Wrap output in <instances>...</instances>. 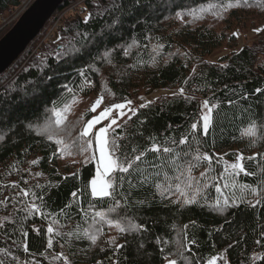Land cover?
<instances>
[{
	"label": "trees",
	"instance_id": "trees-1",
	"mask_svg": "<svg viewBox=\"0 0 264 264\" xmlns=\"http://www.w3.org/2000/svg\"><path fill=\"white\" fill-rule=\"evenodd\" d=\"M17 5L0 0V17ZM81 10L59 22L56 38L44 41L37 56L27 60L43 29L0 73V264H207L217 256L215 264H264V28L241 48L209 60L225 44L236 48L233 29L264 26V0H87ZM81 76L99 81L107 107L156 89L180 91L144 107L132 102L135 115L130 111L110 129L121 159L134 155V147L149 148L153 137L161 149H173L146 152L141 171L113 173L111 197L93 199L88 187L96 174L94 143L81 155L77 137L94 113L73 91ZM205 101L212 108L207 134ZM65 104L71 111L56 128L52 110ZM50 122L54 139L72 145L68 152L41 134ZM252 124L250 137L244 133ZM182 137L186 144H179ZM197 153L209 155L211 166L201 161L193 169L201 187L196 202L184 205L174 177ZM240 154L249 175L239 178L256 189L252 203H233L216 190L224 160ZM157 184H171L172 191L160 195ZM96 212L136 228L121 233ZM93 234L95 244L88 239ZM116 245L123 247L115 251Z\"/></svg>",
	"mask_w": 264,
	"mask_h": 264
},
{
	"label": "snow or ice",
	"instance_id": "snow-or-ice-1",
	"mask_svg": "<svg viewBox=\"0 0 264 264\" xmlns=\"http://www.w3.org/2000/svg\"><path fill=\"white\" fill-rule=\"evenodd\" d=\"M244 3L247 4L248 0H244ZM232 4L226 5V7L230 8L232 7ZM182 92V90H181ZM103 102V97H99L96 99V101L91 105L89 111L92 113H96L97 109L100 107V105ZM73 103H75V100H73ZM131 101H128V104H130ZM141 107H144V105H141ZM204 107L207 109L208 113L207 115H203L201 119L203 120V131L205 134H207L209 123H210V114L212 112V108L208 106L207 101L204 102ZM126 108V104L120 103L115 104L110 107H105L102 111L99 112L98 115H94L92 119H89L85 122L82 130L79 133V136L77 137V140L81 142L80 144V154L83 155L85 152H89L93 149V143L95 144V152L99 153V159L96 161V174L95 176L89 181L88 187L91 193V196L93 199L96 198H104V197H111L114 192V184L112 179V174L119 172L121 174H128L131 175L133 172L141 171L140 169V163L143 162V157L145 156L146 152H154L159 154L161 150L163 153H171L173 149L163 146L161 149V145L157 144L155 142V138H151L153 140V143L151 146L144 151H138L137 148L132 149V153L134 155L124 154L123 158L121 159L120 156L116 154V150L121 147L120 144L116 143L114 140L109 139V131L113 128L114 125L119 127L117 124V118H112L109 120V117L112 115L114 110L117 111L118 117H122L125 113L122 111ZM71 111V105L65 104V106L62 109H53L52 115L55 117L54 124L56 128H61L67 119V114ZM132 114L135 115V111L131 110ZM109 121L106 125L96 128L97 125H100L103 121ZM143 123V122H141ZM197 128V124H192V129L195 130ZM52 123L50 122L47 124L42 130L41 134H47L49 140H53V134H52ZM95 130V131H94ZM248 136H254L255 134V124L250 125L249 129H247L244 133ZM94 135V141L90 137ZM54 142L57 145H63L62 148L58 149L60 152H68L70 147L72 145H66L64 144V141L62 139H54ZM76 141H73V144H75ZM175 143V141H173ZM187 143V138L182 137L179 140V144L183 145ZM86 145V146H85ZM111 145V146H110ZM69 154H71L69 152ZM95 159V155L92 157ZM211 157L207 154L200 155L197 153L194 156L195 163H189L186 168L178 169V175L174 177L175 180L178 181L174 185L175 193H178L180 197H183V204H193L196 202V195L200 191L201 182L200 179H197L192 176V171L196 167H199L201 161H207L209 164V167L211 166ZM249 159H255V157H249ZM243 160V157L238 155L237 156V163H234L232 165L226 166L225 171H228V168H232L233 170H236L233 172V176L239 175V173H243L245 176L249 175V173L244 169L243 165L239 163V161ZM33 163H36L33 161ZM107 178V179H106ZM201 178L207 179V170L204 173H201ZM147 179V177H145ZM167 179V177H166ZM221 180L225 181V187H228V180L225 176L221 175ZM207 186L206 184L204 185ZM232 186H235V181L233 180ZM156 188L160 190L159 194L164 195L165 192H171L173 185L169 184V186L165 189H162V186L160 184L156 185ZM241 188H248L247 185H241ZM217 192H220L221 189L219 185L216 187ZM23 192L24 196H28L29 193L21 190ZM253 193L256 192V189H251ZM189 192L192 194L189 195ZM73 196H76V193L72 194ZM7 199V198H5ZM41 199H43L41 197ZM3 201H0L2 203ZM219 200L217 201V204L219 205ZM224 207L226 208L228 206V201L225 199L223 201ZM235 203V201H233ZM259 203V201H257ZM120 204L119 200H115V205L118 207ZM255 207V205H252ZM35 210V209H33ZM114 211L115 209H110ZM96 217H99L101 220H103L106 224H108L109 227H115L118 231L121 233L127 231V230H134L136 228V225L130 224L129 227L126 229L123 227L119 222H113L111 220L105 219V214L103 212H96ZM49 233L53 232V229L50 227L48 229ZM88 239L95 244L97 241V235L93 234L88 237ZM110 243H114V241H110ZM49 247L52 246V241H48ZM123 247L122 245H116L115 251H119V249ZM25 251H27V248H25ZM216 257L211 258L207 264H215ZM67 264V261L65 262ZM168 264H176L175 260H169Z\"/></svg>",
	"mask_w": 264,
	"mask_h": 264
},
{
	"label": "rangeland",
	"instance_id": "rangeland-1",
	"mask_svg": "<svg viewBox=\"0 0 264 264\" xmlns=\"http://www.w3.org/2000/svg\"><path fill=\"white\" fill-rule=\"evenodd\" d=\"M83 2H86L87 0H82ZM104 1H108L110 3H112V0H104ZM81 2V0H73L71 3H78ZM82 7V5L80 6ZM113 8H116V5H113ZM78 9V8H77ZM117 9V8H116ZM112 14V12L110 13ZM63 19V18H62ZM62 19H60L59 21H62ZM18 21V20H17ZM16 21V22H17ZM212 21H207L210 24H212ZM15 22V23H16ZM54 22H56L55 19H53L50 24L52 25ZM61 23H57V27L55 29H58L59 25ZM7 27H4L2 29H0V35L4 32H6ZM264 28V26L258 27V28H252L251 22L247 23L244 30L239 31L238 29H233L232 31H234V35L237 38V44H236V48L235 45L232 48H228L229 45L225 44L223 45L221 48L216 49L215 52L212 54V56L210 57V61H217L219 60L222 56L229 54L230 52L239 49L243 46L244 42H247L248 40H252L253 37H256L255 35H257L258 32H260L262 29ZM49 32V30H44L42 31V35L40 36V42L39 43H33L31 46V51L28 54V58L33 57L34 55H38L36 52L33 53V51L38 48L44 41H48L49 39L46 38L47 33ZM53 34H55V31L53 32ZM57 35V34H56ZM56 35L55 38H56ZM137 45V43L133 42L132 43V47H135ZM61 47V44L57 45V49H59ZM26 58V57H25ZM24 63V62H23ZM117 65H121L120 63H116ZM99 84V81L97 82L94 79L91 80H87V78L85 76H81V79L78 80L77 86L74 87L73 91H77L79 93H81L84 96V100L87 101V103H90L89 105V109L91 107V105L96 101L97 98L99 97H103L100 93H99V88L96 87V85ZM180 91L178 89H156L154 91H152L150 94H141L137 97H135L134 99L131 100V103H135L137 105H145L146 103L152 102L157 100L160 97H166V96H172L175 94H178ZM94 99V100H93ZM93 100V101H92ZM126 104V108L123 109L122 111L125 113L122 117H118L117 115V111L118 110H114L112 115L109 117V120L112 118H117V124L118 122H120L121 118H123L126 114L130 113V111L132 110V104ZM203 108L202 112H201V116L203 115H207L209 114L207 109L204 107V102H203ZM106 106L105 101H104V97H103V102L100 105V107L97 109L96 113H94V115H98L100 111H102ZM92 119V118H91ZM109 121H103L100 126L96 127L97 129L101 126H104L108 123ZM115 127V125L113 126ZM95 131V130H94ZM94 155H95V161H97L99 159V153L95 152V144H94ZM240 156H242L240 154ZM243 157V156H242ZM244 157L243 160L239 161V163H241L244 167ZM225 163V167L232 165L234 163H237V158L232 160V161H227L224 160ZM236 170H233L232 168H228V171L226 172L224 170L223 176H225L228 180V187H225V181L223 180V185L220 187L221 191H223L225 193V195L230 198L231 200L235 201V203H252L253 201H255V193H253L251 191V189H253L249 184H247L246 182H242L241 179L239 178V175L241 173H239V175H235L233 176V172ZM233 180L235 181V186H232V182ZM241 185H247L248 188H241ZM219 194H222L221 192H219ZM64 250L60 251L61 256H63L62 258H65V255H63L62 253H64ZM65 254V253H64ZM216 261L219 259V257H216ZM169 259H166V264H168ZM215 261V262H216Z\"/></svg>",
	"mask_w": 264,
	"mask_h": 264
},
{
	"label": "water",
	"instance_id": "water-1",
	"mask_svg": "<svg viewBox=\"0 0 264 264\" xmlns=\"http://www.w3.org/2000/svg\"><path fill=\"white\" fill-rule=\"evenodd\" d=\"M65 0H36L0 39V73L18 58Z\"/></svg>",
	"mask_w": 264,
	"mask_h": 264
},
{
	"label": "built area",
	"instance_id": "built-area-1",
	"mask_svg": "<svg viewBox=\"0 0 264 264\" xmlns=\"http://www.w3.org/2000/svg\"><path fill=\"white\" fill-rule=\"evenodd\" d=\"M35 1L36 0H18V5L16 7L8 9L6 15L0 17V29L15 23L33 5ZM83 4L84 2L81 0V2L70 3L62 9H57V11L48 19V21L44 25L43 29L49 30L46 35V38L49 40L52 39V37L54 36L53 32L57 30L55 29L57 27V23L60 22L59 20L69 14H72L73 12L82 11V7L80 6H83ZM53 19H55L56 22L51 25L50 22ZM36 51L37 48L33 51V53H35Z\"/></svg>",
	"mask_w": 264,
	"mask_h": 264
}]
</instances>
